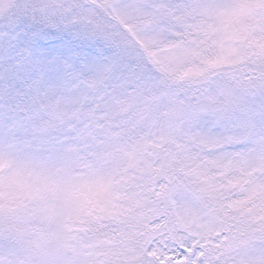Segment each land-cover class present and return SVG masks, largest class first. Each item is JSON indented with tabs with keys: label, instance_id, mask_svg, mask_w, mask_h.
I'll return each mask as SVG.
<instances>
[{
	"label": "snow or ice",
	"instance_id": "obj_1",
	"mask_svg": "<svg viewBox=\"0 0 264 264\" xmlns=\"http://www.w3.org/2000/svg\"><path fill=\"white\" fill-rule=\"evenodd\" d=\"M0 264H264V0H0Z\"/></svg>",
	"mask_w": 264,
	"mask_h": 264
}]
</instances>
